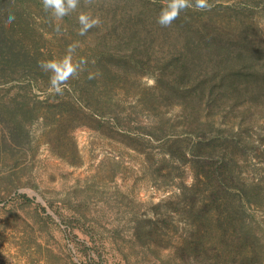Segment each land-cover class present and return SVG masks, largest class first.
<instances>
[{"label":"rangeland","instance_id":"1","mask_svg":"<svg viewBox=\"0 0 264 264\" xmlns=\"http://www.w3.org/2000/svg\"><path fill=\"white\" fill-rule=\"evenodd\" d=\"M166 3L80 0L56 21L41 0H0L47 60L78 42L84 69L124 68L62 95L49 77L0 78V264H264V88L262 104L211 102L264 65V0L162 27ZM81 12L101 20L84 36Z\"/></svg>","mask_w":264,"mask_h":264},{"label":"trees","instance_id":"2","mask_svg":"<svg viewBox=\"0 0 264 264\" xmlns=\"http://www.w3.org/2000/svg\"><path fill=\"white\" fill-rule=\"evenodd\" d=\"M0 21L3 22V24L0 27V78L4 79L6 77H9L11 79H19V80L31 78V79H35L37 82L41 77H45V78L49 77L48 73L42 72L38 67L39 61L47 60V58L45 57L46 54L42 52V49L31 47L25 42V40L27 39V37H24V35L26 36L25 33L21 34L16 32V30L12 28H8L7 27L8 25L5 24L6 21L5 19H1ZM118 55H119L118 58L122 59L124 62H130L129 58L131 56L122 54L121 52H118ZM242 57L243 60H245L244 57H248V61L250 59V56H246L243 53H239L237 57H231V58H235L232 61L237 62L233 64V66H236V64H238V62L242 60ZM131 63H129V65L133 64ZM256 64L249 66L250 69L252 70L250 75L253 77V79L251 78L249 79L248 77L250 75H248V76H241V79L233 81L229 85V87H227L225 93H223L222 95L212 96L211 102L213 103V105L220 107L223 101L228 100L230 102H234L236 100H242V99L243 100L241 102L244 101L246 102L247 100H249L247 102L259 104L260 102H258L257 99L259 98V90L264 88V85H262L264 84V65L263 64L256 65ZM107 67L108 70L104 69V67L101 68L97 64L95 65L87 64L86 68L83 71H81L79 78L84 79L85 77L90 75L91 77L96 78L98 75L93 72L100 71L101 73L106 72L107 74H110L114 72L119 73L124 70V68L117 69L110 67L109 65H107ZM243 68H244L243 66H238V69L240 70H243ZM212 70L214 72V78L211 81L213 82L214 86L215 87L219 85L223 86V82H225L226 78L223 77L216 81V78H218L217 73L215 72L214 68ZM256 86H258L259 89L258 91L254 92V88ZM195 99L197 100L198 103H203L206 97L204 95H201L199 98L195 97ZM201 109L202 108H200V110ZM196 119L197 121H199V123L202 122L201 116L199 117L197 116L195 120Z\"/></svg>","mask_w":264,"mask_h":264},{"label":"clouds","instance_id":"3","mask_svg":"<svg viewBox=\"0 0 264 264\" xmlns=\"http://www.w3.org/2000/svg\"><path fill=\"white\" fill-rule=\"evenodd\" d=\"M91 0H86L90 3ZM42 8L56 21H62L63 18L77 10L80 0H41ZM210 0H167V3L161 8L157 17V23L162 27H169L179 18L181 12L187 9L206 12L212 10ZM14 14H9L5 24H11L15 20ZM79 29L78 33L84 36L93 27L101 24L100 18L93 17L88 13L81 12L78 16ZM59 31V24L56 26ZM78 42L70 44L65 55L59 59L41 60L38 67L44 73L49 74V85L51 90L58 95H62L68 82L74 78H78L81 71L84 70V62H74L73 56L78 48Z\"/></svg>","mask_w":264,"mask_h":264}]
</instances>
